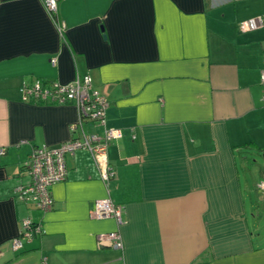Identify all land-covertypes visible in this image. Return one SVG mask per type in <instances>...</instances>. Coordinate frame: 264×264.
Instances as JSON below:
<instances>
[{
    "label": "crops",
    "instance_id": "obj_1",
    "mask_svg": "<svg viewBox=\"0 0 264 264\" xmlns=\"http://www.w3.org/2000/svg\"><path fill=\"white\" fill-rule=\"evenodd\" d=\"M264 0H62L61 35L42 0H0V264H264ZM90 75L109 100L102 134L115 175L66 155L49 211L18 199L34 146L72 138L73 103L23 101L24 81ZM262 169V170H261ZM123 222L92 217L94 201ZM29 218L41 235L11 240ZM119 231L124 247L100 241Z\"/></svg>",
    "mask_w": 264,
    "mask_h": 264
},
{
    "label": "built area",
    "instance_id": "obj_2",
    "mask_svg": "<svg viewBox=\"0 0 264 264\" xmlns=\"http://www.w3.org/2000/svg\"><path fill=\"white\" fill-rule=\"evenodd\" d=\"M62 0H42L50 17L64 34L65 24L59 17V6ZM243 31H254L264 28V13L250 17L240 22ZM264 65V57H263ZM264 81V73L262 75ZM23 101H33L47 104L73 103L78 109V120L70 126L72 138L62 142L58 147L34 146L25 169L28 181L16 187L18 199L33 204L36 208L49 211L54 206L51 187L55 183L65 181L68 176L66 155L78 150L89 151L98 166L105 181L110 180L115 171L108 161V147L110 143L122 136L121 129H105L102 134L90 131L94 125H105L106 110L109 100L93 86L92 77L88 74L77 76L72 81L63 83L57 80L45 81L37 79L33 82L24 81L20 88ZM264 101V96H263ZM5 149L0 148V154ZM258 187L264 188V181ZM92 217L103 219L112 217L118 224L123 222V206L115 204L110 198L96 199L92 208ZM43 227L29 218L22 222L20 232L11 240V249L20 251L27 241L34 236L41 235ZM100 241L111 247L123 249V239L119 231L100 235Z\"/></svg>",
    "mask_w": 264,
    "mask_h": 264
},
{
    "label": "rangeland",
    "instance_id": "obj_3",
    "mask_svg": "<svg viewBox=\"0 0 264 264\" xmlns=\"http://www.w3.org/2000/svg\"><path fill=\"white\" fill-rule=\"evenodd\" d=\"M253 157L256 160V162L258 163V165H262L261 168H264V152L263 153H259L257 151L253 152ZM262 170V169H261Z\"/></svg>",
    "mask_w": 264,
    "mask_h": 264
}]
</instances>
